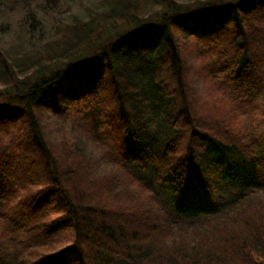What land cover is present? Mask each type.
<instances>
[{
  "label": "trees",
  "instance_id": "16d2710c",
  "mask_svg": "<svg viewBox=\"0 0 264 264\" xmlns=\"http://www.w3.org/2000/svg\"><path fill=\"white\" fill-rule=\"evenodd\" d=\"M101 1L0 0V264H264V0Z\"/></svg>",
  "mask_w": 264,
  "mask_h": 264
},
{
  "label": "rangeland",
  "instance_id": "374dc122",
  "mask_svg": "<svg viewBox=\"0 0 264 264\" xmlns=\"http://www.w3.org/2000/svg\"><path fill=\"white\" fill-rule=\"evenodd\" d=\"M83 5H80V7H76L77 13L84 18V20H88L89 18H94L96 20H104L107 18L105 14H108V6L106 3L102 2L101 0H81ZM141 2V9H140V18H144V20H148V18H155L156 12H160V7L156 5V2L154 0H140ZM79 6V5H78ZM83 6V7H82ZM4 11V10H3ZM20 11V8L18 6H12L9 11H5L4 19L2 20V24L0 25V42L2 45L7 48L8 50H11L12 57L14 60L18 63L23 60L24 57L28 56V53L30 51V45L31 43L26 38H12L11 35V27H17L21 29L20 25H25L26 23L21 22L19 24L18 19L20 16L17 15V13ZM17 15V16H15ZM99 16V18H98ZM1 18V16H0ZM18 22V23H17ZM113 23L112 26H110V30L107 32L106 36L114 35L116 33L122 32L128 27L130 24H115ZM35 28V27H34ZM19 32V30H18ZM23 32L25 33V30L23 29ZM36 32V31H35ZM45 36V32H43ZM35 40V39H34ZM196 54L193 52V60L191 59V62L194 61ZM190 58V57H189ZM188 77L192 78V80H196L195 77V70L188 71ZM197 81V80H196ZM199 82V81H198ZM203 83V82H202ZM201 82L197 83L200 86L202 85ZM197 84H193L195 88L197 87ZM199 86V87H200ZM252 114H246V117H244V125L249 130H254L256 127L258 128L263 124V117H261L259 114H256L257 112ZM251 116L253 119H251ZM199 179L197 180V186L192 189L188 195L184 198V203L188 204L189 206L193 207L197 205V202L199 199H204L205 196L210 193L211 187L215 185L214 183V176L210 177L207 173L204 172L203 168L199 172ZM254 193L264 196V186L254 189ZM208 197V196H207ZM212 216L207 217H201L204 222H206L207 219H211ZM202 221V222H203Z\"/></svg>",
  "mask_w": 264,
  "mask_h": 264
}]
</instances>
